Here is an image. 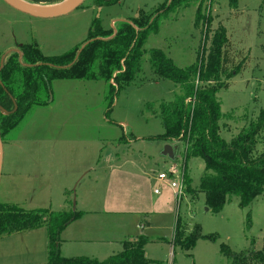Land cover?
I'll return each mask as SVG.
<instances>
[{
	"label": "rangeland",
	"instance_id": "obj_1",
	"mask_svg": "<svg viewBox=\"0 0 264 264\" xmlns=\"http://www.w3.org/2000/svg\"><path fill=\"white\" fill-rule=\"evenodd\" d=\"M169 2L170 0H121L119 3L97 6L94 0H86L66 15L40 18L20 12L0 0L1 60L9 48L20 44H35L44 55H62L87 43L95 19L100 21L102 29H112L113 37L121 23L134 25L135 18L151 23L166 10L165 14H160L159 27L148 35L144 48L148 51L154 47L160 49L177 66L186 67L196 61L198 50L209 47L212 31L223 25L230 39L229 52L233 60L229 71L238 69L229 78V87L217 93L221 111L225 114L220 123L221 135L230 141L264 108L263 0H238L237 7H232L229 0H202L203 11H210L213 17L206 44V24L195 25L199 2L167 11ZM33 3L46 5L44 2ZM149 58V53L143 56L142 71L134 83L116 89L115 92L110 85L115 84L114 76L111 83L90 78L53 80L51 102L45 106H33L19 126L14 128V135L25 134L38 137L37 139L47 136L84 138L86 143L80 144L83 148L81 153H96L101 158L99 167L107 168L111 162L121 165L114 189L127 198L132 196V190L136 188L146 200H149L151 193L150 200L159 204L155 207L147 201L143 205L147 208L145 220L152 222L151 227L144 230L143 234L154 240L144 247L147 257L156 259L161 264H231L222 252V243L238 253L259 250L264 244V195L256 196L247 206H241L242 199L233 195L221 211L212 212L206 205L205 194L199 188L205 160L192 157L187 161L186 170L194 193L188 195L185 191L182 199L176 197L170 182L180 183L183 179L184 143L172 141L179 147L174 161L160 154L166 141L154 139L164 133L162 120L154 112L161 103L173 101L175 95L180 93L181 86L169 79L156 80ZM93 139L98 140L97 147L89 143ZM262 149L264 144L259 145V150ZM72 156L76 157V154L73 153ZM42 167L43 171L47 169V166ZM105 171L91 170L65 189H61L60 184L55 186L46 206L37 199L46 185L43 178H38L35 182L30 178L33 185L27 186H20V180L15 181L19 187L14 190L10 185L13 182L8 183V176L4 174L0 186V202L15 203L26 210H99L107 193L104 185L110 183L106 182ZM161 172L171 177L166 181H159ZM96 175L100 178L98 184ZM25 186L28 191H18L20 187L25 189ZM156 188L159 193H154ZM65 194L67 201H64ZM97 216L90 215L86 219H92V224L99 226ZM177 217L186 227L187 234L200 225L203 234H215L219 236L218 239H199L188 252L179 246H172ZM41 230L46 231L45 228ZM46 235L48 238L47 232ZM60 243L62 256L87 253L98 259H105L110 254L103 252L109 247L101 245L99 241L90 245L85 242L86 245H83L78 241L60 240ZM47 248L48 241L46 243L43 238L37 246L41 264L47 263ZM122 249L123 246L110 252Z\"/></svg>",
	"mask_w": 264,
	"mask_h": 264
},
{
	"label": "trees",
	"instance_id": "obj_2",
	"mask_svg": "<svg viewBox=\"0 0 264 264\" xmlns=\"http://www.w3.org/2000/svg\"><path fill=\"white\" fill-rule=\"evenodd\" d=\"M53 4L62 0H29ZM97 6L119 3L121 0H94ZM202 0H170L168 10L188 7L198 3L195 25L206 24L205 44L213 23L210 11L204 12ZM237 7L238 0H229ZM264 6V0L263 5ZM166 10L163 13L165 14ZM151 23L141 18L134 25L123 22L117 33L111 37L112 29H102L100 21H93L92 29L78 58L77 47L57 56L44 55L35 44H23L22 60L17 52L9 53L0 63V106L10 114L0 111V130L2 140L14 129L29 110L36 105H48L51 100V83L56 79L105 80L111 83L113 92L134 83L142 71L143 56L149 53L150 63L156 80L169 79L181 86L173 101L163 102L154 112L163 123L164 133L154 137L157 140L182 141L184 143V182L186 192L191 189V179L187 173V161L192 157L205 160L204 174L199 188L205 194L206 205L218 213L233 195L247 206L258 195H264V108L249 125L243 128L230 141L221 135V103L217 93L229 87V78L238 69L229 71L233 60L230 57V39L227 29L219 25L212 31L209 47L198 50L193 65L177 66L172 58L162 50L144 48L151 32L159 27V16ZM139 30H136L134 26ZM76 59V60H75ZM1 62V57H0ZM116 72V75H114ZM151 107V106H149ZM263 133V134H262ZM74 210L53 211L38 208L26 210L15 203L0 202V238L16 232L46 227L48 232L47 264H161L148 258L145 244L149 238L140 235L134 240L124 241L123 249L116 254L100 260L91 256L64 257L60 253V237L66 226L81 216ZM176 218L174 236L171 243L184 251L192 250L199 239L215 241L219 236L203 234L200 225L186 233V227ZM222 252L231 264H264V244L259 250L234 252L222 243Z\"/></svg>",
	"mask_w": 264,
	"mask_h": 264
},
{
	"label": "crops",
	"instance_id": "obj_3",
	"mask_svg": "<svg viewBox=\"0 0 264 264\" xmlns=\"http://www.w3.org/2000/svg\"><path fill=\"white\" fill-rule=\"evenodd\" d=\"M15 129H12L8 133L9 137L6 135L7 137H5V141H3V168L0 186L4 174L8 176V183L9 181L13 182V184L10 185L14 190H17L19 187L15 181L19 182L20 180L22 181L20 186L23 184L27 186V184L33 185V182L38 180V178H43L46 185L42 188V193L37 198L38 200L43 201V206H46L49 203L48 201L51 200V192L55 186L60 184L61 189H65L69 185H73L81 177L86 176V173L91 170H106L104 176H106V182L110 183L106 185L103 184L107 193L103 200L104 204L102 205V208L94 211L86 208L80 210L75 209V211L84 214L66 226L61 233L62 241H78L83 245H86L85 243L90 245L93 242L99 241L101 245L109 247L106 250H103V252H106L107 254L110 253L109 256L119 253L121 250L115 253H111L110 251H115L114 249L123 246L124 241L134 240L140 235H145L149 238V241L145 246L154 241L150 239L147 234H143V231L149 229L152 224L150 220H145L147 208L143 205L147 203V201L154 204L155 207H158L159 204L153 203L150 200L151 193L149 200H146L140 190L134 188L132 190V196L126 198L125 196H121L118 190L114 189V183L118 180V174H120L119 169L122 167L121 165L111 162L107 168L106 166L99 167L101 158L99 159L96 153H92L91 155H84L81 153L83 152V148L80 147V144L86 143V139L84 138H49L50 136H47V138L44 137L37 139L38 137L33 138L34 136L25 134L19 135V133H16V135H14ZM89 143L93 144L94 147L98 146L97 139L90 140ZM171 143L175 144V142ZM73 153L76 154V157L72 156ZM42 166H47V169L43 171ZM107 169H109V172ZM116 170H118V172ZM114 171L116 172L115 174ZM30 178L33 179V182ZM99 179V176H97V184ZM26 186L25 189H21L20 187L18 191H28ZM65 197L66 200L64 199V201H67L66 194ZM71 209L72 208H70V210ZM90 215H98L96 217V222L100 223L99 226L93 225L92 223H94V221L92 219H86L90 217ZM86 220L88 223H85ZM41 228H45L46 231L41 230ZM46 232L48 233L46 227H40L34 230L16 232L1 237L0 264H41L40 262L42 260L39 258V250H37V246L43 238L47 243L48 238ZM65 255L66 256H63L75 257L71 254ZM82 255L94 257L87 253L78 254L76 256Z\"/></svg>",
	"mask_w": 264,
	"mask_h": 264
},
{
	"label": "water",
	"instance_id": "obj_4",
	"mask_svg": "<svg viewBox=\"0 0 264 264\" xmlns=\"http://www.w3.org/2000/svg\"><path fill=\"white\" fill-rule=\"evenodd\" d=\"M65 0H62V2H64ZM86 0H70L66 3H63L62 5H59V7L55 8V9H51V10H43V9H37L34 8L30 5L27 4V2H30L28 0H4V2H6L9 6H11L12 8L23 12L25 14H28L30 16H34V17H40V18H54V17H59V16H63L66 15L70 12H72L73 10L77 9L78 7H80ZM57 2V3H62ZM33 3V2H30ZM57 3H53V4H57ZM49 5V4H46ZM136 30H139V28L135 25L134 26ZM117 32V31H116ZM114 32V33H116ZM88 44L85 43L84 45H82L80 47V49L77 52V56L76 59L78 58L79 54L81 53V51L83 50V48ZM11 52H18L19 54V61L22 62V64L24 65H28V66H32V64H25L22 60V56H23V52L19 49V48H10L7 50V52L3 55L2 60H1V66L3 63V60L6 58V56L11 53ZM75 59V60H76ZM17 109V105L15 104V107L12 111L8 112L5 111L1 106H0V111L3 114H10L12 112H14ZM178 145L177 144H172L171 142H166L160 152V154L164 157H167L169 159H172L173 161L176 160L177 158V154H178ZM2 168H3V141H2V137H1V130H0V180H1V175H2ZM75 211V210H74Z\"/></svg>",
	"mask_w": 264,
	"mask_h": 264
},
{
	"label": "built area",
	"instance_id": "obj_5",
	"mask_svg": "<svg viewBox=\"0 0 264 264\" xmlns=\"http://www.w3.org/2000/svg\"><path fill=\"white\" fill-rule=\"evenodd\" d=\"M174 170V167L172 168V170H171V173H170V175L172 174V171ZM169 177H171V176H168L166 173H163V172H161L160 174H159V176H158V180L159 181H166L167 179H169ZM182 178L183 179H181V182L180 183H178V182H176V181H171L170 182V186L174 189V191L176 192V197H178V199H182L183 197V194L185 193V191H186V185H185V182H184V173H183V171H182ZM154 192L155 193H159L160 191H159V189L158 188H156L155 190H154ZM180 201V200H179Z\"/></svg>",
	"mask_w": 264,
	"mask_h": 264
},
{
	"label": "bare ground",
	"instance_id": "obj_6",
	"mask_svg": "<svg viewBox=\"0 0 264 264\" xmlns=\"http://www.w3.org/2000/svg\"><path fill=\"white\" fill-rule=\"evenodd\" d=\"M68 1H70V0H65L62 3L49 4V5H39L37 3H28V2H27V4L34 7V8H37V9L51 10V9H55V8L59 7V5H62L63 3H66Z\"/></svg>",
	"mask_w": 264,
	"mask_h": 264
},
{
	"label": "flooded vegetation",
	"instance_id": "obj_7",
	"mask_svg": "<svg viewBox=\"0 0 264 264\" xmlns=\"http://www.w3.org/2000/svg\"><path fill=\"white\" fill-rule=\"evenodd\" d=\"M23 44H20V45H17V46H15V47H12V48H19V49H21V46H22ZM18 53V52H17Z\"/></svg>",
	"mask_w": 264,
	"mask_h": 264
}]
</instances>
